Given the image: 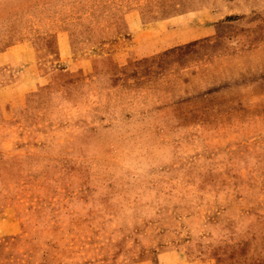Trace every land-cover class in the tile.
Wrapping results in <instances>:
<instances>
[{"label":"rangeland","instance_id":"rangeland-1","mask_svg":"<svg viewBox=\"0 0 264 264\" xmlns=\"http://www.w3.org/2000/svg\"><path fill=\"white\" fill-rule=\"evenodd\" d=\"M61 33L0 92V264H264V0H0V56Z\"/></svg>","mask_w":264,"mask_h":264},{"label":"crops","instance_id":"crops-1","mask_svg":"<svg viewBox=\"0 0 264 264\" xmlns=\"http://www.w3.org/2000/svg\"><path fill=\"white\" fill-rule=\"evenodd\" d=\"M59 35L61 37V44L63 43L62 49L61 52L59 51L55 54V58L52 56L51 60H48L50 58H43V56L40 57L37 48L35 50L31 42L22 43L19 45L18 50L11 48L14 49L12 52L9 49L0 56L4 61L11 62L10 66L17 61L20 62L17 67L15 66L18 70L15 83L0 88V92L8 94L10 103L22 102L27 95L37 91L43 85H48L54 81L60 71L66 72L68 70L63 68L61 64L66 63V65H71L74 61L71 38L69 34L64 36L65 33H61ZM261 57H264V45L257 48L235 51L233 52V56L230 55L229 61L233 62L234 67L242 66L243 68H247L249 66L252 67L251 62L253 60L261 59ZM262 68H260V73ZM262 73H264V68ZM17 94L20 95L17 96Z\"/></svg>","mask_w":264,"mask_h":264}]
</instances>
